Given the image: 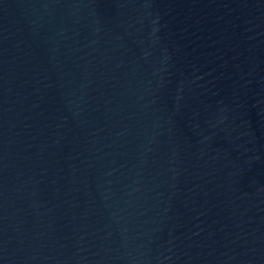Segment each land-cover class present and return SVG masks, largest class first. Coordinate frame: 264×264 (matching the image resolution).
<instances>
[{
	"label": "water",
	"instance_id": "water-1",
	"mask_svg": "<svg viewBox=\"0 0 264 264\" xmlns=\"http://www.w3.org/2000/svg\"><path fill=\"white\" fill-rule=\"evenodd\" d=\"M0 264H264V0H0Z\"/></svg>",
	"mask_w": 264,
	"mask_h": 264
}]
</instances>
